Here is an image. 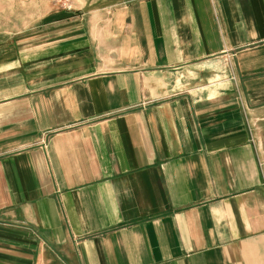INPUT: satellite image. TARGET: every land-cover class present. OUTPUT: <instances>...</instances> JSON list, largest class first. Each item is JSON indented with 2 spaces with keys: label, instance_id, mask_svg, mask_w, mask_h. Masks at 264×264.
I'll return each mask as SVG.
<instances>
[{
  "label": "crops",
  "instance_id": "obj_1",
  "mask_svg": "<svg viewBox=\"0 0 264 264\" xmlns=\"http://www.w3.org/2000/svg\"><path fill=\"white\" fill-rule=\"evenodd\" d=\"M37 1L0 31V264H264V0Z\"/></svg>",
  "mask_w": 264,
  "mask_h": 264
},
{
  "label": "rangeland",
  "instance_id": "obj_2",
  "mask_svg": "<svg viewBox=\"0 0 264 264\" xmlns=\"http://www.w3.org/2000/svg\"><path fill=\"white\" fill-rule=\"evenodd\" d=\"M29 2L30 0H0V31L13 29L22 31L37 26L42 16L48 11L27 9L26 7L30 6ZM51 5L55 10H59L54 13L58 12L56 15L62 17V11L66 13L73 10L77 3L75 0H51Z\"/></svg>",
  "mask_w": 264,
  "mask_h": 264
}]
</instances>
